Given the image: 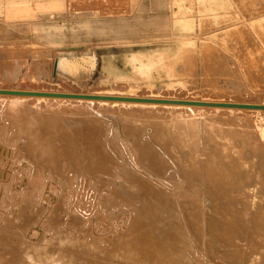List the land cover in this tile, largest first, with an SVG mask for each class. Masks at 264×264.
<instances>
[{"label": "bare ground", "instance_id": "6f19581e", "mask_svg": "<svg viewBox=\"0 0 264 264\" xmlns=\"http://www.w3.org/2000/svg\"><path fill=\"white\" fill-rule=\"evenodd\" d=\"M185 1L188 3L184 4ZM195 1L200 2L201 0H182L177 7H173V12H178L177 17H175L178 24L171 28V36L167 39L177 38L172 36V33L179 31L177 26L189 22L191 14H187L188 10L186 9L178 11L181 9L180 6H188L190 3V6H193L192 3H195ZM252 3H247V0H238V3L235 4L239 13L232 11L233 14H227L226 22L220 23L217 28L200 31L202 36L218 41L219 45L212 43L208 50L197 51L195 58H192L196 52L194 50L188 51L186 54L182 52L180 47L186 46V44L176 46V50L181 49L179 53L173 52V54L165 56V58L171 59L169 69L165 68L166 72L172 73L174 71L173 67L180 65L183 69L187 68L188 73H191V71L198 68L196 66L199 64L204 80L206 79L208 84V82L212 83L219 76L225 77L222 73L228 70L227 65L231 63L230 66L235 71V74H232L231 77L236 76L239 80H242L249 75L262 81L261 75L263 73L260 70L264 68V60L260 56L262 53L264 54V10H260L261 8L255 9L251 5ZM91 4L95 5L94 2ZM105 4L110 7L117 5L113 0H99L95 6L96 8L98 6V12L102 13L100 16L115 14L105 10V8L102 10V6H105ZM260 4L262 5V1ZM119 13L124 15L123 13L127 12L119 11ZM119 15L121 14L117 16ZM135 19H137V16L131 14L129 17H124L121 20L116 19L107 25H117L123 28L130 25ZM84 24H90V22H84ZM182 35L186 42L188 34L182 33ZM142 52H151V50L133 52L134 59L137 58L136 53ZM262 56L264 57V55ZM152 60L143 57L140 65L145 67V63L148 64ZM156 60H160V58L158 57ZM166 65H169V63ZM51 71L54 74L58 72L57 63L53 64ZM224 79L226 81V78ZM215 82L213 81V84ZM8 90L27 93H2ZM163 101L172 102L166 103ZM174 101H200L210 103V105L180 104ZM4 102L5 104H2ZM47 102L55 103L58 106L57 108L67 112L90 110L96 106H105L108 109L97 112L107 115L111 113L112 109H118L121 106L136 111L147 109L159 116H168L173 113L172 111L178 110L179 113L176 112V114L179 115L177 116L179 118L184 112L192 111V109L197 111L215 109L220 112V115H217L219 123L221 121L226 124L221 127L215 122L218 127H215L213 123L214 126L210 124L211 129H207V126H201L202 128L200 127L198 130L192 124L194 121L190 122L191 127L188 128L184 125L186 123L180 125L185 119H182L183 121L180 123L175 122L179 123L176 125L173 122L167 123L168 125L174 124L173 129H169L159 122L148 125L138 122L131 129L134 132L133 137L131 136L133 142L130 143L128 134L123 135L121 139L123 149L121 150L113 140L115 132L122 134L123 119H121V123H117L116 120L117 125L112 129L106 124L107 128L109 127L111 130H106L109 133L107 132L106 135L104 133L105 136L103 137L101 135L103 129L94 124L92 117L81 121L73 119L68 121L67 119V122L64 123L63 121L66 119L62 120L58 117L59 115L55 114L43 115L30 112L31 110L27 114L20 113L26 108L33 109L38 103L45 104ZM214 103L256 104L264 107V103L254 102L206 101L205 99L196 98L136 97L126 94L113 95L0 88V105L4 109L1 112L2 127L0 132L8 140L15 141V144L20 147L17 151L10 152L9 161L11 164H17L18 167H21V171H18L17 166V168L13 167L14 170L16 169L15 172L0 179L3 182V193L4 195L9 194L12 185L15 184V182L13 183L14 179L24 178L30 185L27 186L25 191L22 189L24 193L22 195L26 197V199L24 198L25 201L22 199L24 202L16 201L11 204L12 213L16 214L22 207L25 210L28 208L29 210H26V212L32 213L37 208L39 198L45 187L50 191L56 190V199L60 201L56 204L57 201L54 197L52 198L56 202H53L52 198L53 201L50 200L55 204L54 206L57 205V210L61 209L60 212H57L58 216L56 218L60 222L64 219L62 216H67V219L65 218L66 225L62 228L63 231H66L63 233L64 237L59 238L54 235L56 236V243L54 244L55 241L53 240L54 250L52 253L55 255L56 260L63 264L74 262L72 252L74 250L76 253L81 251L87 254L89 252L95 254L96 262L98 261L100 264H199L197 254L210 257L215 251L220 254L219 260L224 264H238L240 261L238 257L243 254L249 256V253L253 254L251 258L257 263L264 264V108L225 107ZM180 112H183V114ZM247 113L252 114L248 120L247 117L244 118ZM149 114L151 115V113ZM211 115L213 116L212 113ZM140 118L142 119V116ZM194 119L192 118V120ZM166 120L169 121L168 118ZM208 121L210 120L208 119ZM195 123L198 125L197 122ZM146 127L149 131L139 132L143 128L146 129ZM217 138L225 139L226 142H222L221 139L218 140ZM4 141L2 142L4 143ZM157 147L163 149L166 154L160 157ZM8 155L6 159H8ZM0 166L2 167V165ZM6 172L4 173L6 174ZM38 183L42 185V188L40 185V188L36 187ZM91 187L93 189L91 193L93 191L105 193V197L112 198L116 204L119 203L117 209H115L117 206L115 205V207L114 204V209L104 207L102 213L104 217L107 216L108 218L105 217L106 219H104L103 217V220L96 221V224L100 225L103 221H106L109 230L106 231L108 233L119 232L116 234L119 235L120 239L114 241L104 240V242H96L92 239L86 240L88 237L85 238L82 231L83 235H80V233L77 234L78 236L71 237L68 235L70 227L73 226L72 228H74L77 218L72 215L74 211L68 207H83L84 202L85 206L89 205L90 203L85 200L83 202L82 197H84V192H87L86 188L91 189ZM105 197L103 198L106 199ZM73 199L77 201L73 202ZM104 203L102 206H104ZM6 204L9 205L10 203ZM98 204L96 203L97 207ZM45 207L48 208L47 205ZM115 211L125 216L124 219L122 217L123 222L119 227L111 226L113 221H111V217L114 216L112 212ZM49 213L52 215V211ZM19 214L7 215L6 220L2 221L3 224L0 223V228L5 226V222L8 225L12 221L14 226L19 221L21 222V215ZM93 214L94 217L97 216L96 212ZM26 218L28 220V217ZM31 218H34V216ZM59 220L56 219L55 223ZM21 223L18 225H21ZM84 223L77 225L79 227ZM113 228L116 230L111 232ZM91 232L93 234L94 231ZM15 233L12 228L9 233L7 232L4 239L0 237V264H42L49 260V246L34 244L31 237L28 240L22 239L23 242L17 238L18 236L13 239ZM116 237L115 235L114 238Z\"/></svg>", "mask_w": 264, "mask_h": 264}, {"label": "rangeland", "instance_id": "374dc122", "mask_svg": "<svg viewBox=\"0 0 264 264\" xmlns=\"http://www.w3.org/2000/svg\"><path fill=\"white\" fill-rule=\"evenodd\" d=\"M96 1L97 0H0V88H4V89L12 88L18 90H26V89L49 90L55 92L67 91L72 93H82V92L95 93V94L106 93L113 95L126 94L136 97L159 96L165 98H174V97L187 98V99L196 98L201 100L205 99L206 101L222 100V101H235V102H245V103L248 102L264 103V78H263L264 68H262L263 70H260V72L263 73L261 75L262 81L252 78L249 75L245 76L242 80H239V78H237L236 76L231 77L232 74H235V71L233 70V67L230 66L231 63H228L227 65L228 70L222 73V75H224L225 77L223 76L217 77L216 78L217 81L213 80L214 82L216 81L214 84L213 81L212 83L208 82L207 84L206 82L207 80L206 79L204 80L203 73H201L200 71L201 67L199 66V64L196 66L198 68L191 71V73H188L187 72L188 69L187 68L183 69L182 67H180V65L176 67L174 66L173 67L174 71L172 73L166 72L165 69L166 67L169 69V66L171 64L170 63L171 59L165 58V56H169L173 54V52L179 53L180 50L182 49V52L186 54L188 51L191 52L194 50L196 52L192 58H195L197 51L201 52L203 50H208V47L212 46V43L219 45L218 41H213L210 40L209 37L207 36H202L200 34V31L202 32L205 30H209L211 28H215V27L217 28V26L220 23L226 22L227 20L226 16L228 13H232V11L238 12L235 4L238 3V0H201L200 2L195 1V3H192L193 6H190L191 3L188 6L185 5L180 6L181 9H179L178 11L186 9L188 10L187 14L189 15L191 14V15L189 17L188 23L177 26L178 27L177 30L179 31H177L176 33H172L173 34L172 36H176L177 38H172V39H167V38L171 36V32H172L171 28L174 27V25L178 24L175 18L177 17L176 14L178 12L176 11L173 12V7H177L180 4L179 2H182V0H122V2H120V0H113L115 3H117L115 7L106 6L107 4H105V6L104 5L102 6V10L103 8H105V10L114 12L115 14H117L118 12V14H121L119 16H117L118 14L115 15L113 13H111L112 15L110 16H106V15L100 16L102 13L98 12L97 10L98 6L97 8L95 6L99 0L97 2ZM255 1L257 0H247V3L253 2L251 5L254 6L255 9L261 8L260 10H264L263 9L264 0H258L257 2ZM261 1H262V5L260 4ZM92 2H94V4L96 2V4L92 5L91 4ZM186 3L188 2L185 1L184 4ZM189 6L190 8H188ZM90 8L93 9L91 10ZM119 11L127 12V13H123L124 15H122V13H119ZM88 13L91 14L88 15ZM131 14L136 15L137 19L131 22L130 25H126L123 28L118 27L117 25L114 26L107 25L109 24V22H113L116 19L121 20L124 17L131 16ZM84 22H90L91 25L84 24ZM182 33L188 34L186 42L184 41ZM144 38H149V39L142 41H135ZM131 41H135V42H131ZM182 44H186V46L183 45L182 47H180L181 49L178 48L176 50V46ZM256 45L259 46L258 44ZM137 50H142V51L151 50V52L136 53L137 58L134 59L133 52H136ZM262 55L264 54L262 53L260 57L262 58V60H264V57ZM143 57L150 58L153 60L150 61L148 64L145 63V67H142L140 65V62ZM158 57L160 58V60H156ZM54 63H57L58 72L56 74H54L53 71H51V68ZM167 63H169V65H166ZM224 78H226V81ZM2 104H5V102ZM0 106H1L0 107V125H1L0 128H1L2 127L1 112L2 110L4 111V109L2 105ZM57 107L58 106L55 103H48V102L45 104L38 103L33 109L30 108L28 109L24 107L26 109H24L20 113L27 114L31 110L30 112L40 113L43 115L55 114L57 116L59 115L58 117H60L62 120L66 119L63 121L64 123L67 122V119L68 121L69 120L72 121V119L81 121L82 119L92 117L94 119L93 120L94 124L98 126L100 129L101 128L103 129V132H101V135L103 137L107 134L108 131H110L114 126L117 125L116 122L121 123L122 121L121 119H123L122 121L123 124L121 128L122 134H120V132L119 133L115 132L114 140H113L116 146L121 150L123 149V143L121 140L123 138V135L128 134L130 139L128 140L130 141V143L133 142L132 135L134 134V132L131 129L132 126L138 122H141L142 124H146V125L159 122L170 129L172 127L174 128L173 126L174 124L175 125L179 124L180 122L183 121L182 119H185L182 123H180V125L186 123L184 125H186L187 126L186 128H188L191 127L190 122L194 121V123L192 124H194L193 126L198 130L201 126L203 127L207 126V129H211L212 127H210V124L213 125V123L215 127L218 126L222 127L224 126L223 124H226L221 121L219 123L217 118L220 115V112L215 109H211V110L209 109L210 111L208 109L207 110L202 109L201 111L192 109V111L190 110L189 112L188 111L184 112L185 115L183 114V112H180L183 115H180L179 118L177 117L179 115L176 114V112L179 113L178 110L172 111L174 114L170 113V115L168 116H159L155 112H149L147 109L144 110L138 109V111H136L135 109H129L128 107L121 106L118 109L117 108L112 109L111 113L107 115V114H102L101 112L99 114L97 112L108 109L105 106H100V107L96 106L90 110H82V111L77 110L76 112H67L65 110L62 111V109H59ZM77 108L79 107L77 106ZM149 113H151L152 116ZM198 113L200 114L199 116L197 115ZM211 113L213 114V116L211 115ZM201 114L204 115L202 116ZM247 114H246L247 116L244 115V118L247 117L246 119L248 120L251 118L252 114L249 113ZM171 115L173 117L172 118L173 121L171 119ZM140 116H142V119L140 118ZM212 117L213 119L211 120ZM118 118H120V120H118ZM166 118H168L169 121H167ZM192 118L195 119L192 120ZM111 119L114 121H112ZM208 119L213 122L208 121ZM225 120L226 119H224L223 121ZM170 122L174 123L173 125L172 123L170 124L172 125L171 127L170 125H168ZM175 122H179V123H175ZM195 122H197L198 125ZM215 122L218 126L215 124ZM106 124L111 129L109 127L107 128ZM145 130L149 131V129L146 127V129L143 128V130L139 132L145 133L146 132ZM1 135L2 133L0 132V146H1L0 162L2 161L0 163V165H2V167L0 166V175L3 173L0 176L1 177L0 179L5 178V175L8 176V174L16 171V169L14 170V168H17L18 165L11 164V162L9 161L10 160L9 157L11 151L14 152L20 149V147L15 144V141L10 139L8 140L3 135L1 137ZM217 139L220 140L221 138H217ZM3 140L7 142L4 141L3 143L2 142ZM220 141L226 142L225 139H221ZM9 144H11L10 147ZM157 149L159 151L160 157L166 154L163 149H160L158 147ZM3 152L4 153L6 152L7 154L5 153L4 155ZM7 155H8V159H6ZM18 168H19L18 171H21V167ZM4 172H6V174ZM14 180L15 181H13V183L15 182V184L12 185V189L8 194L10 195L9 197H7L8 195H4L3 193L4 189L2 188L3 182L2 180H0L1 181L0 182V188H1L0 189V218H1L0 223L1 225L3 224L2 221L6 220L5 218H7V215L8 216L17 215V213H20L19 215H21L20 219L22 223L19 221L18 224L21 223V225L15 224L14 226L12 221L11 223H8V225L6 224L7 222H5V226L3 227L4 229L0 228L1 229L0 237L4 239L6 237L7 232L9 233V231H11V229L13 228L16 232L15 235H13L12 237L13 239L14 237L18 236L17 238H19V240L22 239L28 240L31 237V240L34 244L49 246L48 250L50 249L49 250L50 258L49 260H47L48 262L46 261L43 262L42 264H51V263L63 264V263H59L58 260H56V257H54L55 255L52 253V251L54 250L53 245L56 243L55 241L56 236L59 238L64 237L63 233L66 232L63 231L62 228H64V226L66 225L65 221L67 219L66 218L67 216L66 217L62 216V218L64 219L61 222L58 218H56L58 216L57 212H60L61 210V209L57 210L58 209L57 205L54 206L55 204L53 203L57 201L56 199L57 191L54 189H53L54 191L53 190L50 191L48 188L45 189L46 188L45 187L43 189L45 191V194L44 191L43 192L41 191L43 194L41 193V196L39 198L40 201L35 211H32V213L31 212L28 213L26 212V210L29 209L25 207L26 208L25 210L22 207L20 208L21 210H19L16 214H13L12 213L13 211L11 209L12 208L11 204L15 203L16 201L24 202L26 197L23 196L24 193L22 192V189L23 191H25L27 189V186H30L28 185V182L25 181L26 179L24 178L14 179ZM39 185L40 184L38 183L36 187L40 188L41 186L42 188V185L40 186ZM86 189L87 192H84V197H82V199L83 202L85 200L90 204L85 206V202H84L83 207L82 206L68 207L69 209L74 211V214L76 216L74 214L72 215L75 218L76 217L77 218H76V223L74 224L75 229L72 228L73 226H71L70 227L71 230L69 229L68 231L69 234L68 233L67 234L72 237L74 235L78 236L77 234L79 233L80 235H83L82 234L83 232L85 238L88 237L86 240L92 239L93 241L96 240V242L97 241L104 242V240L114 241L115 239H120V237H118L119 235L116 234L119 232H114L115 234L108 233L109 230L106 226V221H103V223H101L100 225L96 224V221L103 220L104 214L102 212H104V207L107 206V208L111 207V209L112 208L114 209L117 206L115 208L117 209L119 203L116 204L115 200H112V198L110 199V197L109 198L105 197L106 195L104 192H103L104 194L95 191L91 193L93 190L92 187L91 189L89 188ZM86 193L87 195H85ZM101 195L105 197L107 200L104 199ZM52 197H54L56 201ZM18 198H20V200H18ZM45 198L47 199L49 198V199L47 200ZM91 199L93 200V202H91L92 201ZM108 199L110 200L109 203H108L109 201ZM50 200L53 202H50ZM59 201L60 200L58 199L56 204ZM76 201L77 200L73 199V202ZM99 202L100 204H98ZM6 203H10V204L7 205ZM42 203H47V204H42ZM96 203L99 205L98 207ZM103 203L104 206H102ZM111 203L112 205H110ZM107 204H109L110 206ZM113 204L114 206L115 205L116 206L114 207ZM44 205L45 206L47 205V207L50 208L49 209L50 211ZM41 206L43 207L41 208ZM51 208L53 209L51 210ZM51 211H52V215H50L51 213H49ZM88 211L90 214L88 213ZM34 212H36L37 214ZM95 212L97 216L100 214L99 215L100 217L98 216L97 218L96 215L94 217L93 213ZM115 212H112V215L116 216L115 218L114 216L112 217L110 216L112 218L111 221L113 220L111 222L112 223L111 226L119 227L122 224L125 216L120 215L118 211ZM23 216L24 218L22 219ZM29 216L31 217L34 216V218H31ZM26 217H28L29 221L26 220L27 219ZM105 217L104 219H106ZM55 218L57 219V221L59 220V222L55 223L56 222ZM42 220L44 223L42 222ZM80 220L82 221L80 222ZM78 222L80 224L84 222L86 223L78 227L79 225ZM93 225L94 227L96 226L97 228L96 227L94 228ZM18 226L20 227L18 228ZM32 228H34L33 231ZM113 230L115 231L116 229L113 228L111 232H113ZM91 231H94L95 234L94 232L92 234ZM26 232L29 236L26 234ZM71 233L74 234L70 235ZM115 235L117 236L116 238H114ZM41 237H43L44 239L43 238L41 239ZM21 242H23V240ZM72 252L74 256V262L70 264H100L98 261L96 262L95 259L96 256L93 253L91 254L89 252L87 254L81 251H77L76 253L75 250ZM249 254H250L249 256H247L248 254L247 255L243 254L241 257L239 256L238 258H240V261L238 264H262V263H257L255 260H253V258H251L253 255L252 253ZM212 255L208 257L205 256L204 254L203 255L197 254L196 257L199 260V264H224L219 260L220 259L219 253L215 251V253H213ZM49 261L52 262L50 263ZM225 264H230V263H225Z\"/></svg>", "mask_w": 264, "mask_h": 264}, {"label": "water", "instance_id": "95a60500", "mask_svg": "<svg viewBox=\"0 0 264 264\" xmlns=\"http://www.w3.org/2000/svg\"><path fill=\"white\" fill-rule=\"evenodd\" d=\"M3 94H26V93H23V92H16V91H5V92H2ZM145 101H148V100H145ZM150 101V100H149ZM152 101V100H151ZM163 102H166V103H169V102H172V101H163ZM176 103H180V104H198V105H210V103H205V102H200V101H192V102H187V101H174ZM213 104V103H211ZM215 105H218V106H225V107H229V106H232V107H239V108H264L263 106H258L256 104H248V105H241V104H233V103H229V104H221V103H214Z\"/></svg>", "mask_w": 264, "mask_h": 264}]
</instances>
